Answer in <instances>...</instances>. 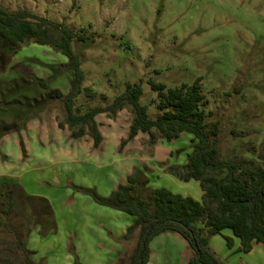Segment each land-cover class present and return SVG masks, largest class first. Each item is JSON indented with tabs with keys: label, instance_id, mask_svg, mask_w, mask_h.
Segmentation results:
<instances>
[{
	"label": "rangeland",
	"instance_id": "374dc122",
	"mask_svg": "<svg viewBox=\"0 0 264 264\" xmlns=\"http://www.w3.org/2000/svg\"><path fill=\"white\" fill-rule=\"evenodd\" d=\"M0 7L64 23L86 37L73 43L84 72L76 113L106 107L128 84L141 82L139 102L156 119L158 93L149 81L172 89L201 79L207 121L219 126L221 158L264 162V0H0ZM66 62L49 46L28 41L15 52L0 40V190L3 183L48 201L56 228L31 232L27 248L36 262L126 264L137 234L125 242L121 237L133 217L97 204L74 186L110 194L119 179L92 161L107 151L115 161L126 156L132 169H142L151 187L197 197L199 182H182L166 166L186 162L192 136L151 144L140 132L122 146L132 119L126 107L114 118L97 115L104 149L90 147L89 135L72 138L58 126L65 121L63 103L50 98V89L70 91ZM40 80L49 81L48 89ZM183 239L174 232L155 237L148 264H189L192 251ZM236 241L228 248L215 236L211 248L224 264H264L262 246L246 256Z\"/></svg>",
	"mask_w": 264,
	"mask_h": 264
},
{
	"label": "trees",
	"instance_id": "16d2710c",
	"mask_svg": "<svg viewBox=\"0 0 264 264\" xmlns=\"http://www.w3.org/2000/svg\"><path fill=\"white\" fill-rule=\"evenodd\" d=\"M0 40L15 52L21 45L33 41L49 46L66 57L62 67L72 73L68 94L50 89V98L63 103L65 121L59 128L69 129L71 137L89 135L94 147L102 141L96 116L102 113L114 118L128 107L132 115L128 137L121 145L133 140L138 133L149 136V143L157 138L168 142L182 133L192 136V151L182 165H166L167 172L182 182L195 180L202 191L201 200L173 193L167 188H154L139 167H133L126 183L119 184L108 196H101L95 188L74 186L99 205L133 217L123 242L137 234L133 254L126 264H148L150 243L158 235L174 232L184 238L192 251L189 264H224L209 248L213 236L229 229L239 240V252L249 253L255 243L264 245V162L222 159L218 147L217 123H208L203 106L201 79L192 84L166 89L164 84L149 81L158 93L156 119L149 118L147 107L139 100L143 94L141 82L128 84L124 92L106 107H93L83 113L75 112V100L84 91V72L74 42H85V36L64 23L53 22L26 10L8 12L0 7ZM39 86L48 89L49 81L40 80ZM0 190V264H42L33 259L34 252L27 248L31 232L40 228L42 234L55 231L51 207L47 200L27 195L23 190L6 187ZM224 237V236H223ZM228 248L233 239L224 237ZM76 264H79L76 261Z\"/></svg>",
	"mask_w": 264,
	"mask_h": 264
},
{
	"label": "crops",
	"instance_id": "0c3cea01",
	"mask_svg": "<svg viewBox=\"0 0 264 264\" xmlns=\"http://www.w3.org/2000/svg\"><path fill=\"white\" fill-rule=\"evenodd\" d=\"M97 117V116H96ZM95 120H96V118H95ZM98 129H99V131H100V133H101V135H102V141H101V143H100V145L98 146L99 148L101 147V148H105V135H103V132L101 131V129H100V126L98 125ZM56 142H59L60 144L63 142V141H56ZM92 142H93V140H92ZM77 145H78V143H76ZM94 145L92 144V143H90V147H93ZM89 150V149H88ZM126 156H123L122 158H119L120 160H118V162L117 161H115V159L114 158H117V157H114L113 156V153L112 152H109V154L107 153V151H106V153H104L103 155L101 154H97V153H95L94 154V156H93V159L94 160H92L94 163H95V165L97 166V169L98 168H100V169H102V168H110L111 169V171H112V174H114V175H116L117 176V178L119 179V180H117V182L115 183V184H113L112 186H111V188H110V192L112 191V190H115L116 188H117V186L119 185V184H124V183H126V179H127V176L130 174V172H131V169H132V167L129 165V159L128 158H125ZM115 162H117L116 164H115ZM192 181L193 180H190L189 182H186V183H191L192 184ZM195 181V180H194ZM171 182H173V181H171ZM169 183H170V181H169ZM160 186H158V187H154V188H159ZM200 187V186H199ZM198 196L197 197H193L195 200H198V201H200L201 200V196H202V191H201V189H200V192L197 194ZM182 196H186L187 197V195L186 194H183ZM111 209V208H110ZM114 210V209H113ZM128 215V214H127ZM130 216V215H129ZM129 226V223L128 222H126V228L125 229H127V227ZM229 229H224L223 231H222V233H221V235H216V236H220V237H222V239L224 240V237L225 236H227V237H231L232 239H233V242L235 243V242H237L236 240H237V238H235L234 236H233V234H232V232L230 231ZM125 231L124 230H122V234L124 233ZM166 233V232H165ZM165 233H162V234H165ZM162 234H160V235H158V236H161ZM157 236V237H158ZM224 236V237H223ZM214 238H215V236H213L211 239H210V241H209V248L211 249V251H213L212 249L213 248H211V246H212V241L214 240ZM218 244V243H217ZM238 245H240L239 244V242H238ZM237 245V246H238ZM257 246H262V248H264V245H262V244H260V243H255L254 245H253V249L249 252V253H244L246 256H250V255H252L253 254V252H254V250H255V248L257 247ZM34 258V257H33ZM151 262V256L149 257V263Z\"/></svg>",
	"mask_w": 264,
	"mask_h": 264
}]
</instances>
